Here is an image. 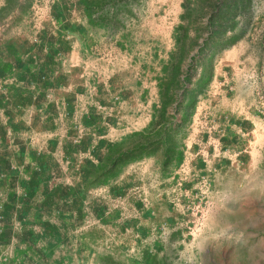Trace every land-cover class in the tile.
<instances>
[{
	"label": "rangeland",
	"instance_id": "374dc122",
	"mask_svg": "<svg viewBox=\"0 0 264 264\" xmlns=\"http://www.w3.org/2000/svg\"><path fill=\"white\" fill-rule=\"evenodd\" d=\"M7 56L0 264H264V0H0Z\"/></svg>",
	"mask_w": 264,
	"mask_h": 264
},
{
	"label": "crops",
	"instance_id": "0c3cea01",
	"mask_svg": "<svg viewBox=\"0 0 264 264\" xmlns=\"http://www.w3.org/2000/svg\"><path fill=\"white\" fill-rule=\"evenodd\" d=\"M55 48H56V46H55L54 42H53V44L49 43V47H48L49 51H47V50L41 51L42 53L38 54V56H36L35 59H37L36 60L37 66L34 67V69H37V70H38V68L39 69L40 68L51 69L50 73L52 74L51 78L53 77V79H54V77H57L60 75V71L55 73V69H54V65H55L54 59L55 58L51 56L52 49H55ZM69 51H70V47L68 46L67 51L63 52V65H64V67L66 66V63H68V61L71 60V55H70ZM25 59H26V57L21 56L20 61H19L17 56H15V57L7 56V57H2V60L0 62L5 63V64H3V66H6L7 68H9L8 73L13 72V70H14V72L18 73L19 72V66H17V64L18 63L21 64V62L24 63ZM15 68H16V70H15ZM64 70H65V68H64Z\"/></svg>",
	"mask_w": 264,
	"mask_h": 264
}]
</instances>
